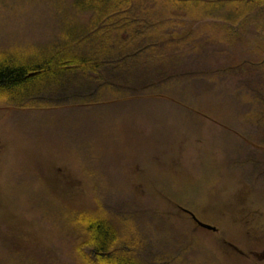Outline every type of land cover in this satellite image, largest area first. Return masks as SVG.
<instances>
[{
    "label": "rangeland",
    "instance_id": "obj_1",
    "mask_svg": "<svg viewBox=\"0 0 264 264\" xmlns=\"http://www.w3.org/2000/svg\"><path fill=\"white\" fill-rule=\"evenodd\" d=\"M1 3L0 56L55 49L61 23L75 14L74 4L54 0ZM257 33L231 52L216 42L211 65L202 61L201 74L167 87L198 114L129 104L110 88L96 108L31 110L19 107L23 100L0 99V264L39 261L37 249L48 247L71 262L63 214L96 200L130 214L152 239L169 236L171 254L176 240L192 235L199 240L186 249L196 262L264 264V44L254 41ZM223 49L229 56L217 55ZM242 61L240 72L214 70ZM179 206L217 231L177 221ZM160 209L164 225L155 217Z\"/></svg>",
    "mask_w": 264,
    "mask_h": 264
},
{
    "label": "trees",
    "instance_id": "obj_2",
    "mask_svg": "<svg viewBox=\"0 0 264 264\" xmlns=\"http://www.w3.org/2000/svg\"><path fill=\"white\" fill-rule=\"evenodd\" d=\"M4 1L0 0V4ZM54 1L64 7L75 5L72 19L61 23L59 45L43 54L0 57V97L8 101L23 100L19 107L31 110L68 105L96 108L110 88L129 104L139 99V105L143 102L169 104L198 114L168 94L167 87L179 78L201 74L196 70L202 61L206 66L211 65L212 52L219 50L216 42L226 43L230 52L234 47L243 49L250 42L248 33L252 30L258 32L254 41L264 44V0ZM255 47L251 44L249 52ZM222 53L229 56V50L223 49L217 55ZM245 64L242 61L237 67L226 65L214 70L221 73L238 69L240 72ZM258 99L264 108V93ZM119 210L111 201L96 200L92 207L67 210L63 214L68 225L64 232L69 234L70 228L73 240L70 241L71 262L62 261L53 247L38 248L39 261L12 262L207 264L194 261L189 257L192 251L186 249L193 238H199L190 235L185 241L176 240V250L171 254L167 251L173 249L169 236L153 237L160 241L153 242L136 222L131 225L134 220L130 214ZM179 210L181 215L175 212L177 221H187L194 231L200 229L183 207L179 206ZM156 214L159 225H164L163 211L160 209ZM155 243H158L156 247ZM5 263L12 264L10 260Z\"/></svg>",
    "mask_w": 264,
    "mask_h": 264
},
{
    "label": "water",
    "instance_id": "obj_3",
    "mask_svg": "<svg viewBox=\"0 0 264 264\" xmlns=\"http://www.w3.org/2000/svg\"><path fill=\"white\" fill-rule=\"evenodd\" d=\"M194 217V216H193ZM195 218V217H194ZM198 224L202 227V228H205V229H208V230H215V228L207 225V224H204V223H201L198 221Z\"/></svg>",
    "mask_w": 264,
    "mask_h": 264
},
{
    "label": "flooded vegetation",
    "instance_id": "obj_4",
    "mask_svg": "<svg viewBox=\"0 0 264 264\" xmlns=\"http://www.w3.org/2000/svg\"><path fill=\"white\" fill-rule=\"evenodd\" d=\"M1 56H4V55H1ZM0 99L3 100L4 101V104H6V105L9 103V101H8L9 99L8 98H1L0 97Z\"/></svg>",
    "mask_w": 264,
    "mask_h": 264
}]
</instances>
